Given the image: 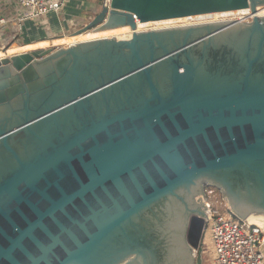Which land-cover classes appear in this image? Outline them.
<instances>
[{
	"label": "water",
	"instance_id": "1",
	"mask_svg": "<svg viewBox=\"0 0 264 264\" xmlns=\"http://www.w3.org/2000/svg\"><path fill=\"white\" fill-rule=\"evenodd\" d=\"M98 6L130 37L0 58V264H203L206 187L264 216V0Z\"/></svg>",
	"mask_w": 264,
	"mask_h": 264
},
{
	"label": "built area",
	"instance_id": "2",
	"mask_svg": "<svg viewBox=\"0 0 264 264\" xmlns=\"http://www.w3.org/2000/svg\"><path fill=\"white\" fill-rule=\"evenodd\" d=\"M12 1L27 9L17 17L23 23L60 13L67 0ZM102 3L108 7L110 0H102ZM6 23V19L0 16V26ZM203 204L207 208L204 234L208 232L213 250L211 264H264V224L253 225L247 220L236 219L213 187L204 189Z\"/></svg>",
	"mask_w": 264,
	"mask_h": 264
},
{
	"label": "rangeland",
	"instance_id": "3",
	"mask_svg": "<svg viewBox=\"0 0 264 264\" xmlns=\"http://www.w3.org/2000/svg\"><path fill=\"white\" fill-rule=\"evenodd\" d=\"M82 1V0H80ZM84 1V0H83ZM86 1V0H85ZM71 3V0H67L65 5L62 7V12L63 10L65 9V7L68 6V4ZM92 5L94 6L93 8H91V11L89 10H85V13L88 15V18H92L95 13H97L99 10H100V7L98 6V0H92ZM85 7V6H84ZM87 8V7H85ZM84 10V9H83ZM27 9L25 8H22L21 6L17 5L14 1L12 0H0V16L4 17L7 21L6 24L0 26V57L2 55H4V57H7V56H12L14 53L18 52L19 50H15L14 52L10 51L13 47H19L21 44H23V42H25V40H23V38L25 37L24 35H22V31H21V27L18 29V23H17V17L18 15H20L21 13H24L26 12ZM64 13V12H63ZM86 15V16H87ZM237 19L238 17H225L224 19L221 18V19H217L215 20L216 21H224V20H235ZM55 19V18H54ZM41 20L47 22L45 25H44V31H46V33H48V35H50V37H52L53 35L52 34H55V31H51V29H54L53 27H55L53 24L51 25V28L49 29L48 27V20L50 23H53L55 21H59L58 19L56 20H53L52 19V14H47L41 18H37V19H32L30 20L31 22H41ZM61 20H65L64 18H61ZM29 21V22H30ZM205 23V22H203ZM189 25V24H187ZM80 27L82 26H78L76 28H74L73 26V31H76L78 30ZM155 27L154 29H158L157 27H161V26H153ZM142 29H145V30H148V29H152L151 27H148V28H142ZM16 30V31H15ZM44 31L42 33H44ZM50 31V32H48ZM12 34L10 35V37H8L6 40L5 39V36L6 34H9L11 33ZM15 32V33H14ZM22 33V34H21ZM92 33L93 31H89L83 35H80L78 37H76V40H81V41H86V40H91V39H95L93 36H92ZM125 35H128V33H123L122 31H116V32H112V33H109L108 35H106V37H115V38H120L119 39H124L125 38ZM46 35L43 34L40 38L39 41H42L44 40L43 38L45 37ZM71 36V35H69ZM117 36V37H116ZM73 37V36H71ZM23 40V41H22ZM34 42V40H32ZM81 41H77V42H81ZM28 42V41H26ZM61 41L60 40H55V43L53 44H56V45H59L58 43H60ZM71 42V41H70ZM68 42V43H70ZM76 42V43H77ZM48 42H45L43 44H41V46H48ZM72 44V43H70ZM66 44H64L65 46ZM63 46V47H64ZM27 48L30 47V46H26ZM59 46L57 47H54V49H57L59 48ZM62 47V46H61ZM15 49V48H14ZM20 50L22 49H26V48H19ZM218 191V190H217ZM219 192V191H218ZM220 194V193H219ZM221 195V194H220ZM222 197V196H221ZM223 199V198H222ZM226 206H225V205ZM224 206L228 209H229V206L226 204V202L224 201ZM230 211V210H229ZM209 235H208V232L206 234H204L203 236V251H202V258H203V264H211V256H212V247L209 243V239H208Z\"/></svg>",
	"mask_w": 264,
	"mask_h": 264
},
{
	"label": "crops",
	"instance_id": "4",
	"mask_svg": "<svg viewBox=\"0 0 264 264\" xmlns=\"http://www.w3.org/2000/svg\"><path fill=\"white\" fill-rule=\"evenodd\" d=\"M87 8H85V7ZM94 6L92 5V0H71V3L68 4L67 7H65V9L60 11V13H55L52 14V19L56 20L58 19L59 21H55L53 23H50L48 20V27L49 29L51 28V25L53 24L55 27H53L54 29H51V31H55V34H52L53 36L50 37V35H48V33H46V29H44V25L47 23L43 20H41V22H19L18 18H17V23H18V29L21 27V31H22V35H24L25 37L23 38V40H25V42H23V44H21L19 47L16 48H26V49H22L15 54H19V53H23V52H29V51H33V50H38V49H47V48H54L60 45V47L64 46V44H59V45H54L53 43H55V40H59L62 38H67V37H71L69 36L72 33V30L78 26H84L90 18H88V15L85 13V10H90L91 8H93ZM84 9V10H83ZM87 15V16H86ZM55 18V19H54ZM61 18H64L65 20H61ZM74 26V28H73ZM81 28V27H80ZM16 31V30H15ZM44 31V33H42ZM50 32V31H48ZM74 32V31H73ZM15 33V32H14ZM12 34H6L5 39L6 40L8 37H10V35ZM45 34L46 36L43 38L44 40L39 41L41 38V36ZM22 40V41H23ZM34 40V42L32 41ZM28 41V42H26ZM48 42L50 44H48V46H41V44ZM70 44H66L64 47L68 46ZM26 46H30V47H26ZM4 56V55H2ZM1 56V57H2Z\"/></svg>",
	"mask_w": 264,
	"mask_h": 264
},
{
	"label": "bare ground",
	"instance_id": "5",
	"mask_svg": "<svg viewBox=\"0 0 264 264\" xmlns=\"http://www.w3.org/2000/svg\"><path fill=\"white\" fill-rule=\"evenodd\" d=\"M258 15L264 16V8H261L258 11ZM225 17H238L237 19H245L246 18L247 20L250 19L249 11L247 9H245V10H238V11L214 13V14H202V15H195V16L184 17V18L162 20V21H153V22H147V23H139L138 22L137 30H139V31L145 30L142 28H148V27H151L152 29H154L155 27H153V26H155V25L161 26V27H157V28H164V27H172V26H182V25H187V24H197V23H203V22H214L217 19H221V18L224 19ZM116 31H122L123 33H128V35H125L124 39L129 38L131 33H132L130 31L129 27H122V28L103 31V32H93L92 36L95 39H100V38L106 37V35H108L109 33L116 32ZM76 37H78V36L59 39L61 42L58 44H70V43H76L77 41H81V40H76ZM119 38H120V36H119ZM91 40H93V39H91ZM68 42H70V43H68ZM54 45H56V44H54ZM15 50L20 51V49L16 48V47H13L10 51L14 52ZM3 57L4 56H2L0 58H3ZM247 222H249L250 224H253V225H263L264 224V216L263 215H250L247 219Z\"/></svg>",
	"mask_w": 264,
	"mask_h": 264
}]
</instances>
